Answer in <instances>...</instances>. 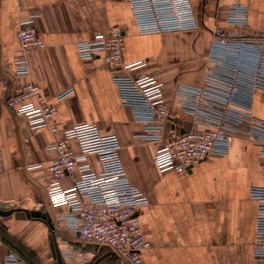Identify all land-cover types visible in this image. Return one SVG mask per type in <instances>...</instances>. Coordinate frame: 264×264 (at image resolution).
Segmentation results:
<instances>
[{"label":"crops","instance_id":"1","mask_svg":"<svg viewBox=\"0 0 264 264\" xmlns=\"http://www.w3.org/2000/svg\"><path fill=\"white\" fill-rule=\"evenodd\" d=\"M233 2L247 6V25L224 21ZM193 3L204 27L222 25L233 33L264 35V0ZM29 20L44 47L29 53L30 75L19 77L11 65L23 57L19 33ZM113 26L125 34L124 63L138 64L123 72L152 75L163 82L176 123L190 125L174 92L179 83L202 81V55L210 36L204 28L141 34L128 0H0V210H13L0 215V264H5L10 250L29 264H59V258L62 264H126L107 248L84 242L64 217L67 205L50 202L49 168L57 156L51 146L61 134L32 128L25 115L7 106L14 89L27 80L37 84L57 108L55 121L62 128L93 122L103 133L119 137L127 175L149 199L139 211L150 244L144 251L146 264H264V258L254 255L258 202L251 196L253 186H264L261 147L243 131L227 155L209 156L183 173L160 172L154 161L160 144L147 141L146 125L137 120L132 107L121 102L113 80L119 71L99 59H83L77 49L79 41ZM178 49L197 55V75L164 66L166 52ZM253 114L264 121V90L255 93ZM70 145L80 153L76 140H70ZM88 162L93 170H100L96 155H89ZM62 183L70 187L73 178L65 177ZM164 204L176 209L167 216ZM39 212L47 213L52 227L36 217L34 213ZM171 248L173 256L168 254Z\"/></svg>","mask_w":264,"mask_h":264},{"label":"built area","instance_id":"2","mask_svg":"<svg viewBox=\"0 0 264 264\" xmlns=\"http://www.w3.org/2000/svg\"><path fill=\"white\" fill-rule=\"evenodd\" d=\"M128 3L141 34L204 28L211 36L201 83H179L175 88L174 100L190 117L187 126L176 123L177 115L165 97L163 82L152 75L136 77L123 72L138 64L124 63L125 34L120 27L113 26L77 43L83 59H99L119 71L113 80L121 102L132 107L137 120L146 125L147 141L160 144L154 158L157 169L183 173L209 156L227 155L243 131L264 154V121L253 114L255 93L264 90V35L233 33L222 25L204 27L193 0ZM248 20L247 6L238 2L230 5L224 17L231 26L247 25ZM19 39L23 57L15 60L11 68L16 76L27 77L28 55L44 47V42L31 20L25 22ZM7 106L25 115L32 128H50L53 134H61L51 146L57 156L49 168L52 179L48 198L53 205H67L64 217L69 227L84 242L107 248L126 264H146L144 251L150 244L145 239L139 211L149 199L127 175L117 134L103 133L93 122L62 128L55 121L57 108L31 80L14 89ZM70 140H76L80 153L72 150ZM89 155L97 156L100 170L92 169ZM262 172L264 175V163ZM65 177L73 178L72 186L63 185ZM251 196L258 202L254 255L264 258V186H253ZM5 264L29 263L17 251L10 250Z\"/></svg>","mask_w":264,"mask_h":264},{"label":"rangeland","instance_id":"3","mask_svg":"<svg viewBox=\"0 0 264 264\" xmlns=\"http://www.w3.org/2000/svg\"><path fill=\"white\" fill-rule=\"evenodd\" d=\"M210 39H211V36H209L208 44L210 43ZM206 49L202 55L204 60L206 58ZM193 53L194 52L190 50H183V49L169 50L164 55L162 63L164 64L165 67L171 69V71L180 70V69L186 72H190V73H193V71H195V74L197 75L198 72L196 70V67L198 66L199 62L197 61V58H196L197 55H193ZM205 66L206 64L204 63L203 69H205ZM165 193L167 194L170 192L165 191ZM164 206H165V210L167 211V216L170 213V211H173L174 209H176V208H171V205L169 204H164ZM166 219L168 220V217H166ZM173 250L174 249L171 248V250L168 252L169 256L174 255L173 253L175 252ZM174 264H177V263H174Z\"/></svg>","mask_w":264,"mask_h":264},{"label":"water","instance_id":"4","mask_svg":"<svg viewBox=\"0 0 264 264\" xmlns=\"http://www.w3.org/2000/svg\"><path fill=\"white\" fill-rule=\"evenodd\" d=\"M183 131V130H182ZM13 210H0V215H9L12 213ZM28 216H31L28 212H27ZM36 215V217H39L41 220H43L45 223L49 224V226H53L51 223V220L49 218V216L47 215V213L44 212H39V213H34ZM33 214V215H34ZM111 255H114L113 252L110 253ZM59 258V257H58ZM58 263L62 264L60 261V258L58 259Z\"/></svg>","mask_w":264,"mask_h":264}]
</instances>
